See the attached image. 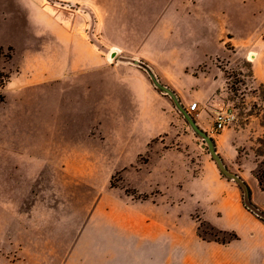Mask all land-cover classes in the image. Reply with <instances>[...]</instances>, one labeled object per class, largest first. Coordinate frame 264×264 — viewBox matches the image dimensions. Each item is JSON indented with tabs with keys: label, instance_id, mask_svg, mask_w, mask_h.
Here are the masks:
<instances>
[{
	"label": "rangeland",
	"instance_id": "rangeland-1",
	"mask_svg": "<svg viewBox=\"0 0 264 264\" xmlns=\"http://www.w3.org/2000/svg\"><path fill=\"white\" fill-rule=\"evenodd\" d=\"M31 4L0 0V67L12 80L0 89V264H158L180 239L165 230L190 226L169 208L199 173L197 158L220 156L232 175L254 162L264 184L254 2ZM31 18L91 55L85 82L66 88L56 74L48 91L32 88L27 54L48 36ZM227 109L234 120L216 130ZM193 224L203 241L235 238Z\"/></svg>",
	"mask_w": 264,
	"mask_h": 264
},
{
	"label": "crops",
	"instance_id": "crops-1",
	"mask_svg": "<svg viewBox=\"0 0 264 264\" xmlns=\"http://www.w3.org/2000/svg\"><path fill=\"white\" fill-rule=\"evenodd\" d=\"M13 1L29 12L35 11L31 4L34 0ZM250 1L255 3L257 24L264 27V0ZM244 4L248 5L246 1ZM30 20L36 31L39 27L44 28L48 36L38 50L31 49L27 54L26 66L32 69L33 78L37 82L32 88L48 91L53 87L48 84L55 81L52 79L56 74L63 80L66 88H70L71 80L79 79L85 82V67L91 55H82L77 44L69 36L59 37L56 41L51 26L42 27L38 20ZM253 62L254 77L262 84L264 53L256 51ZM23 67L20 68L17 78L24 77ZM11 83L10 79L8 86ZM23 90L22 88L21 91ZM212 157L204 155L197 158V162H200L199 173L169 208L177 219V224L186 220L190 226L165 230L169 235L180 236V239L170 245L171 250L169 249L158 264H264V216L258 215L245 203L244 189L240 186V181L235 177L226 176L218 160L213 155ZM262 160L264 167V156ZM255 168L254 162L243 163L234 174L249 187V202L264 213V184L254 172ZM232 179L235 181L232 182ZM199 218L220 231L232 233L235 238L226 243L201 240L198 229L193 224ZM131 233L134 235V231Z\"/></svg>",
	"mask_w": 264,
	"mask_h": 264
},
{
	"label": "trees",
	"instance_id": "trees-1",
	"mask_svg": "<svg viewBox=\"0 0 264 264\" xmlns=\"http://www.w3.org/2000/svg\"><path fill=\"white\" fill-rule=\"evenodd\" d=\"M11 49L12 48H10V50ZM3 52H4L3 51V48L0 47V57L2 56V53ZM11 57L12 56L10 54L9 58H11ZM10 77H11L10 74H8L7 72H5V70L0 67V89H3V88H5L7 86L8 82L10 81ZM4 101H5V95L0 92V104H2ZM217 158L216 159L218 160V162L220 161L224 165L223 160L221 159V157L220 156H217ZM224 174L226 176H228L226 173H224ZM239 181H240L239 182L240 183V186L245 190L246 197L249 198L250 197V189H249V187L247 186V184L245 182H242L241 179H239Z\"/></svg>",
	"mask_w": 264,
	"mask_h": 264
},
{
	"label": "built area",
	"instance_id": "built-area-1",
	"mask_svg": "<svg viewBox=\"0 0 264 264\" xmlns=\"http://www.w3.org/2000/svg\"><path fill=\"white\" fill-rule=\"evenodd\" d=\"M198 107H199L198 102H194L190 106V111H195L198 109ZM234 118L235 116L231 109L217 112L215 116V123H214L215 129L216 130L224 129L229 123H231L234 120Z\"/></svg>",
	"mask_w": 264,
	"mask_h": 264
},
{
	"label": "water",
	"instance_id": "water-1",
	"mask_svg": "<svg viewBox=\"0 0 264 264\" xmlns=\"http://www.w3.org/2000/svg\"><path fill=\"white\" fill-rule=\"evenodd\" d=\"M217 158V157H216ZM218 159V158H217ZM219 160V159H218ZM220 165L222 166V169L224 171V173H226L228 176H231V177H235L236 179L239 180V178L235 175H232L231 173H229V171H227V168L225 167V165H223L220 161H219ZM245 202L246 204L252 209L254 210L255 212H257L259 215H262L264 216V214L262 212H260L258 209H256L250 202H249V199L246 197L245 195Z\"/></svg>",
	"mask_w": 264,
	"mask_h": 264
}]
</instances>
